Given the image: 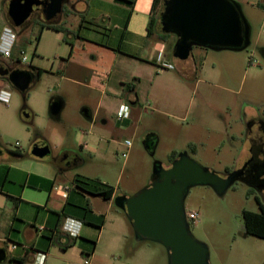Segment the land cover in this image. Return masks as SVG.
<instances>
[{
  "label": "rangeland",
  "instance_id": "1",
  "mask_svg": "<svg viewBox=\"0 0 264 264\" xmlns=\"http://www.w3.org/2000/svg\"><path fill=\"white\" fill-rule=\"evenodd\" d=\"M7 1L0 0V36L7 26ZM230 1L239 7L248 24L250 45L237 52L202 50L207 57L201 68L196 56L199 48L193 47L191 54L197 63L195 79L165 100L159 97V107H156V90L151 100L155 103L153 106H147L146 97L141 96L140 106L145 107L132 129L122 134L131 142V147L126 148L120 139L113 142L106 134L101 143L98 138L94 139L102 146L97 153L79 148L83 129L78 126L74 97L78 88L60 80L57 74H61L59 64L62 63L58 59L67 56L69 47L54 32L41 33L37 43L40 30L33 25L32 18L25 31L17 36L16 48L23 46L26 56L33 58V66L41 69L42 74L29 85L26 99L0 77V90L10 94L9 104H0V159L15 151L27 153L36 142H44L54 158L72 151L83 164L71 167L69 175L84 176L96 187H102L101 184L112 187L118 197H130L150 184L154 165L168 166L173 152L187 153L220 177L238 170L249 157L245 137L250 118L264 119V0ZM175 39L171 35L165 48L169 61L173 59L169 53ZM152 40L156 42L155 37ZM3 66L10 70L13 67L9 61L0 60V67ZM24 68L18 65V69ZM169 68L174 71L171 64ZM142 87L147 88L148 82ZM57 98H61L62 109L53 115L50 107ZM227 122L241 139L232 152L218 155V147L226 142ZM252 131L257 132V127ZM149 133H157L159 139L158 144L154 141L152 154L143 141ZM190 144H194L197 155L191 154ZM258 203L264 205V193L253 191L240 181H235L223 197L205 186L189 189L184 200L185 213L199 215L195 222L188 223L189 231L207 246L209 264H264V240L245 234L242 217L243 211L258 213ZM119 218L126 239H116ZM107 219L102 242L94 255L95 264H168L167 253L161 245L135 241L130 223L121 210L114 207ZM47 264L61 263L50 256Z\"/></svg>",
  "mask_w": 264,
  "mask_h": 264
},
{
  "label": "crops",
  "instance_id": "2",
  "mask_svg": "<svg viewBox=\"0 0 264 264\" xmlns=\"http://www.w3.org/2000/svg\"><path fill=\"white\" fill-rule=\"evenodd\" d=\"M152 3L153 0H64L63 12L51 24H57L67 34L42 30V34L54 32L69 47L67 56L58 59L62 63L59 64L61 74H57L60 80L78 88L74 97L78 126L83 129L78 144L82 151H101L102 146L99 144L106 134L113 142L116 141L114 139H120L123 143L129 141L122 134L132 129L139 113L143 111L145 106H140L141 96L146 97L147 106H153L155 103L151 100L156 90V107H159V97L165 100L170 94L177 93L178 89L184 90L186 83L195 79L197 63L193 54L187 60L180 61L182 63L179 65L173 57L169 61L165 53L169 39L167 43H161L148 38ZM8 7L9 2L6 3L7 26L4 28L13 30L16 42L10 57L0 56V60L9 61L13 66L11 70H20L21 54L26 53L23 49L17 54V30L25 28L32 18L44 20L36 14L22 27L13 28L8 23ZM202 50L205 49L196 51L200 68L207 57V53ZM16 58L18 62H15ZM32 59L20 71L29 72L30 66L39 69L33 66ZM169 64L174 71H170ZM145 82H148L147 88L142 87ZM55 103L59 104L61 110V98H57ZM121 105L129 107V118L126 120L116 118ZM245 118L246 123L247 116ZM250 120L251 131L245 137V145L249 147L248 156L252 149L250 137L255 133L252 129L257 127L259 121L264 122L260 117ZM229 123L225 128L226 142L218 147V155L232 152L241 139ZM97 138L99 144L94 141ZM149 140L158 144V134H147L143 141ZM36 143L46 145L44 142ZM65 153L75 155L72 151ZM194 155H197V149ZM46 157L39 159L15 151L0 159V249L6 255L5 261L0 264H35L39 253L45 255L43 264H47L50 256L61 264H83L86 259H90L89 264H95L94 255L106 230L107 214L114 207L120 211L115 205L118 194L107 185H91L86 177L79 174L69 175L71 167L58 169ZM76 159L72 167L83 164L79 156ZM54 186H68L67 197L63 199L53 193ZM109 188L113 189L109 199L99 196ZM67 218L82 223L79 237L73 241L61 229ZM117 220L116 239H126L123 223L120 218ZM40 227L44 230L40 231ZM13 245L16 246L14 249Z\"/></svg>",
  "mask_w": 264,
  "mask_h": 264
},
{
  "label": "water",
  "instance_id": "3",
  "mask_svg": "<svg viewBox=\"0 0 264 264\" xmlns=\"http://www.w3.org/2000/svg\"><path fill=\"white\" fill-rule=\"evenodd\" d=\"M64 0H11L8 23L13 28L25 25L39 14L51 24L62 11ZM161 31L176 38L172 57L178 61L189 58L193 47L211 51H242L250 45L249 27L239 7L230 0H164L160 15ZM18 92L27 91L35 77L28 71L0 68ZM53 115L60 106L53 103ZM27 117V115H25ZM146 150L154 149V141L144 142ZM50 153L48 146L35 145L31 155L42 159ZM1 155V149H0ZM247 163L225 177L202 167L187 153L178 154L168 167L156 163L151 183L130 197H117L115 205L125 213L136 242H153L167 253L168 264H209V250L189 231L184 200L195 186L211 188L223 197L235 181H239ZM0 249V263L5 261Z\"/></svg>",
  "mask_w": 264,
  "mask_h": 264
},
{
  "label": "trees",
  "instance_id": "4",
  "mask_svg": "<svg viewBox=\"0 0 264 264\" xmlns=\"http://www.w3.org/2000/svg\"><path fill=\"white\" fill-rule=\"evenodd\" d=\"M163 2L164 0H153L151 11H150V17H149V24H148V38H153L155 37L156 41L161 42V43H167L168 39L170 38L171 34H165L161 31V24H160V15L163 11ZM63 12V11H62ZM33 25L38 26L40 32L38 37L36 38V41L38 43L40 34L42 33L43 29H50L53 31L57 32H62L65 35L67 34V31L60 28L57 24H47L41 19L37 18L35 19ZM25 31V28L22 27L21 29L17 30L18 35H21V33ZM176 40V39H175ZM173 48V45H172ZM24 47L21 46L19 48V54L21 51H23ZM72 51V50H71ZM70 51V53H71ZM35 54V49L33 52L34 56ZM15 62H18V59H15ZM201 63H199V66ZM29 72L34 75L35 80H38L42 74V71L39 69H36L32 66L29 67ZM24 98L26 99V91L22 93ZM189 149L191 151V154H195V147L193 144L189 145ZM177 157L176 153H171V156L169 157V163H171L173 160H175ZM113 189L109 188L105 190L104 192H101L99 196H101L104 199H109L112 195ZM258 208L259 212L254 213V212H248V211H243L242 212V217H243V225H244V231L245 234L248 236H252L254 238L264 240V205L258 203ZM123 212V211H122ZM124 216L125 213L123 212ZM74 239L72 238V241Z\"/></svg>",
  "mask_w": 264,
  "mask_h": 264
},
{
  "label": "built area",
  "instance_id": "5",
  "mask_svg": "<svg viewBox=\"0 0 264 264\" xmlns=\"http://www.w3.org/2000/svg\"><path fill=\"white\" fill-rule=\"evenodd\" d=\"M16 42V35L10 28H4L3 32L0 36V56L4 58H9ZM29 59L23 53L21 54V61L20 64L23 66L29 65ZM10 100V94L5 90H0V104L8 105ZM116 118L118 120H126L129 118V107L127 105H121L118 108L116 113ZM124 146L129 148L131 146L130 141H124ZM69 187L68 186H54L52 188V192L59 195L61 198L65 199L68 195ZM198 213H186V219L189 222H195L198 219ZM82 227V223L70 218L64 220L62 225V231L66 233L70 238L76 239L79 237L80 230ZM40 231L44 230L43 227L39 228ZM16 246L13 245L12 248L14 249ZM45 255L42 253L37 254L35 264H43ZM83 264H89V261L86 259L84 260Z\"/></svg>",
  "mask_w": 264,
  "mask_h": 264
},
{
  "label": "flooded vegetation",
  "instance_id": "6",
  "mask_svg": "<svg viewBox=\"0 0 264 264\" xmlns=\"http://www.w3.org/2000/svg\"><path fill=\"white\" fill-rule=\"evenodd\" d=\"M11 0H8L10 2ZM3 69L10 70L9 68L3 66L0 67ZM248 130L247 133L250 132ZM252 149L250 150L249 159L244 163H247V166L244 169V173L240 177V182L247 185L251 190L264 193V122H260L257 125V132L254 133L251 137ZM35 145L44 146L41 144L33 143L29 152L24 153V155L31 154ZM52 162L61 169L62 167H72L76 163V155H62L61 157H52L50 153L47 155ZM243 164V165H244ZM243 165L240 167L242 168ZM239 168V169H240Z\"/></svg>",
  "mask_w": 264,
  "mask_h": 264
}]
</instances>
